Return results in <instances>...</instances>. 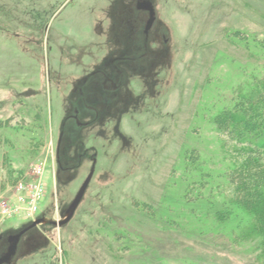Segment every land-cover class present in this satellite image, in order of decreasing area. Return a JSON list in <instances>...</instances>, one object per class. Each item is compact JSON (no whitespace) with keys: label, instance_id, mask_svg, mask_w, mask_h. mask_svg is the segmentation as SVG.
Here are the masks:
<instances>
[{"label":"rangeland","instance_id":"374dc122","mask_svg":"<svg viewBox=\"0 0 264 264\" xmlns=\"http://www.w3.org/2000/svg\"><path fill=\"white\" fill-rule=\"evenodd\" d=\"M263 75L264 0H0V264H262L214 211L240 151L217 119Z\"/></svg>","mask_w":264,"mask_h":264},{"label":"trees","instance_id":"16d2710c","mask_svg":"<svg viewBox=\"0 0 264 264\" xmlns=\"http://www.w3.org/2000/svg\"><path fill=\"white\" fill-rule=\"evenodd\" d=\"M262 77L254 78L251 87L217 119L219 128L232 136L240 145V151L233 157L234 164L228 168L226 176L233 193L224 196L214 217L217 224L232 229V236L239 232L238 237H232V242L247 243L254 257L264 264V75Z\"/></svg>","mask_w":264,"mask_h":264},{"label":"built area","instance_id":"2783aa9c","mask_svg":"<svg viewBox=\"0 0 264 264\" xmlns=\"http://www.w3.org/2000/svg\"><path fill=\"white\" fill-rule=\"evenodd\" d=\"M40 170V168H38ZM44 195V188L40 181L29 184L19 183L16 187V198L10 204L3 206L1 215L9 217L17 212L33 216L38 210L41 199Z\"/></svg>","mask_w":264,"mask_h":264},{"label":"water","instance_id":"95a60500","mask_svg":"<svg viewBox=\"0 0 264 264\" xmlns=\"http://www.w3.org/2000/svg\"><path fill=\"white\" fill-rule=\"evenodd\" d=\"M92 173H93V167L90 169L88 175L86 176V178L82 182L77 193L75 194L72 201L69 203V205L65 209L62 217L57 221H49V222H51L52 224L57 225V226H62L63 224L67 223L71 219V217L73 216V214L75 212V209L77 208V206H78V204H79V202H80V200L84 194V191H85V189L89 183V180L92 176ZM45 222H47V220L44 217H38L35 220L31 221L28 225H26L24 228L20 229L14 236H12L10 238V240L12 241V244L14 245L18 241L19 237L25 231L36 226L39 223H45ZM12 249L14 250V246L10 247L11 251H12Z\"/></svg>","mask_w":264,"mask_h":264},{"label":"flooded vegetation","instance_id":"af4514ba","mask_svg":"<svg viewBox=\"0 0 264 264\" xmlns=\"http://www.w3.org/2000/svg\"><path fill=\"white\" fill-rule=\"evenodd\" d=\"M145 1H147V0H145ZM120 5H122V3H121ZM120 5H119V6H120ZM138 6H140V5H138ZM143 7H145V8H146V10L148 11L147 13L149 14V16H150V15H152V9H151V7H150V6L148 7V5H147V4H144V3H143ZM145 8H144V9H142V10H145ZM129 19H130V21H131V18H129ZM127 21H129V20L127 19V20H126V22H127ZM130 21H129V22H130ZM128 24H129V27H131V28H133V27H134L133 25L131 26V25H130V23H128ZM129 30H130V29H129ZM130 31H131V30H130ZM32 228H33V227H32ZM30 229H31V228H30ZM30 229H28V230H30ZM28 230H27V231H28ZM27 231H26V232H27ZM23 234H24V233H23ZM9 240H10V239H9ZM9 250H10V248H9ZM13 251H14L13 249H12V251H11V250H10V251H8V252L6 253V256H7V254H8V253H10V254H11Z\"/></svg>","mask_w":264,"mask_h":264}]
</instances>
